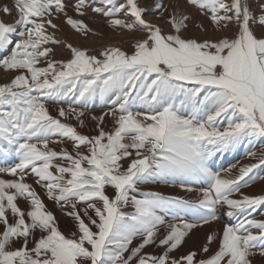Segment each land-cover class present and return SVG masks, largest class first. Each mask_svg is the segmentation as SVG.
<instances>
[{
	"label": "snow or ice",
	"instance_id": "obj_1",
	"mask_svg": "<svg viewBox=\"0 0 264 264\" xmlns=\"http://www.w3.org/2000/svg\"><path fill=\"white\" fill-rule=\"evenodd\" d=\"M89 10L119 43L93 51L58 38L61 24L97 34ZM61 44L67 59L55 58ZM0 72L11 74L0 82V264L264 258V218L253 215L264 217V192L242 191L264 181V0H6ZM93 106L110 107L88 116L87 134ZM245 144H260L247 151L255 163L213 170L216 154ZM196 182L207 187L195 199L131 194L151 184L192 194ZM221 215L237 222L211 229ZM204 226V242L186 248Z\"/></svg>",
	"mask_w": 264,
	"mask_h": 264
},
{
	"label": "rangeland",
	"instance_id": "obj_2",
	"mask_svg": "<svg viewBox=\"0 0 264 264\" xmlns=\"http://www.w3.org/2000/svg\"><path fill=\"white\" fill-rule=\"evenodd\" d=\"M6 2V0H0V3ZM7 2H11V0H7ZM252 7L255 9L258 7L260 0H251ZM143 4L150 5L152 3V0H142ZM71 14V13H70ZM80 18V17H75ZM147 19H154V16L152 14H149ZM11 19V18H9ZM63 18H61L62 20ZM85 19V22L89 24V27L93 30V33L97 34H89L87 37L76 33L74 30H72L67 25L61 24L62 31L57 33L58 38L63 42H69L72 43L74 46H80V47H87L90 50H96L100 48L102 45H107L109 43H119L121 41V34L118 32H113L111 29H109L105 23V18L103 16L94 15L90 10L86 17H83ZM57 23H61V21H54ZM194 34L200 35V33L196 30H192ZM211 35V33H210ZM127 47V45H124ZM69 57V51L61 44L60 46L56 47L55 50V58L56 59H67ZM11 74L5 75L3 72H0V82H3V80H6L8 76ZM64 107H67V105H63ZM108 107H96L93 106L86 112L85 116V126L79 130L87 133V134H96L95 133V122L91 121L88 116L91 114L100 115L102 112L107 111ZM75 123V121H72ZM112 124L111 117H106L104 126L105 128H110ZM248 150H254L257 153H259L262 149L260 147V144H257L255 148L248 149L247 145L238 146L235 149H229L224 153L216 154L214 157V165L213 170L215 171H222L225 169H228L232 166H235L232 170V175L237 174V170L241 165H246L250 163H255L256 160L253 158H250L247 156ZM242 162V163H241ZM5 161L3 159H0V165H3ZM237 164V165H236ZM234 169H236L234 171ZM256 174L259 176H264V171L256 170ZM7 178V177H5ZM29 182H31V179H29ZM155 185V186H154ZM207 187L206 183L196 182L191 187L195 189L196 191L192 194L186 193L185 191L181 190L178 186L174 185H164V184H151L148 187H144L140 190V192L131 193L132 195H137L138 198L141 196L142 192L146 191H154V192H162L164 195H179L183 196L186 199H195L196 196L199 195V189L200 187ZM155 188V189H154ZM160 188V189H158ZM40 191V189H37ZM243 192L246 194H260L264 192V181L257 180L250 186H246L242 189ZM43 195V193H41ZM45 203L51 208L53 211H55L58 219L61 222L62 230H66V224L68 221L65 217L60 213L58 209L54 207L52 202L45 199ZM130 208V209H129ZM131 205H129L127 208L123 209L124 211L131 212ZM260 211H264V209H261ZM257 219L264 218L259 215V213L253 214ZM237 218H228L226 216L221 215V220L219 222H214L211 225V229L213 230H220L223 227L224 223H236ZM209 231L208 226H204L201 228L196 229L193 234L190 236L188 240L187 247H194L199 248V246L204 242L205 234ZM135 243V241H134ZM184 249H182L183 251ZM148 251H154V249H148ZM255 264H264V258L259 257L258 255L255 257Z\"/></svg>",
	"mask_w": 264,
	"mask_h": 264
},
{
	"label": "bare ground",
	"instance_id": "obj_3",
	"mask_svg": "<svg viewBox=\"0 0 264 264\" xmlns=\"http://www.w3.org/2000/svg\"><path fill=\"white\" fill-rule=\"evenodd\" d=\"M242 163V162H241ZM237 165V164H236ZM236 169H234V171H235ZM155 186V185H154ZM155 189V188H154ZM158 189H160V188H158ZM130 209V208H129ZM132 210V209H131ZM126 211V210H125Z\"/></svg>",
	"mask_w": 264,
	"mask_h": 264
}]
</instances>
